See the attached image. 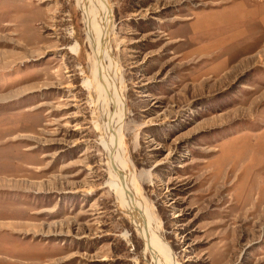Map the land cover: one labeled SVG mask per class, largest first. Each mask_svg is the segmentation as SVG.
<instances>
[{
  "label": "rangeland",
  "instance_id": "obj_1",
  "mask_svg": "<svg viewBox=\"0 0 264 264\" xmlns=\"http://www.w3.org/2000/svg\"><path fill=\"white\" fill-rule=\"evenodd\" d=\"M110 7L122 134L173 263L264 264V0ZM86 36L75 0H0V264H155L107 187Z\"/></svg>",
  "mask_w": 264,
  "mask_h": 264
},
{
  "label": "bare ground",
  "instance_id": "obj_2",
  "mask_svg": "<svg viewBox=\"0 0 264 264\" xmlns=\"http://www.w3.org/2000/svg\"><path fill=\"white\" fill-rule=\"evenodd\" d=\"M75 1L82 12L86 40L91 48L89 74L83 78V85L89 90L93 125L107 157V187L115 192L119 208L141 238L144 254H149L155 264H177L173 263L172 248L161 235L157 218L144 199L122 134L127 108L122 93V75L109 51L113 25L110 0ZM80 46L76 43L70 48L79 54ZM125 234L130 232L126 230Z\"/></svg>",
  "mask_w": 264,
  "mask_h": 264
}]
</instances>
